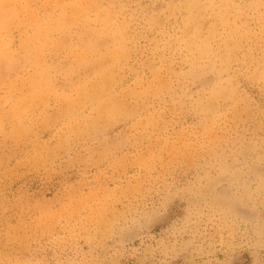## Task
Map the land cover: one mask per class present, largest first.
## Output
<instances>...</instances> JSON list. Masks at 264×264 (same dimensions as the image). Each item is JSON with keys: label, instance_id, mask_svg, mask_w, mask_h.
<instances>
[{"label": "rangeland", "instance_id": "374dc122", "mask_svg": "<svg viewBox=\"0 0 264 264\" xmlns=\"http://www.w3.org/2000/svg\"><path fill=\"white\" fill-rule=\"evenodd\" d=\"M0 264H264V0H0Z\"/></svg>", "mask_w": 264, "mask_h": 264}, {"label": "bare ground", "instance_id": "6f19581e", "mask_svg": "<svg viewBox=\"0 0 264 264\" xmlns=\"http://www.w3.org/2000/svg\"><path fill=\"white\" fill-rule=\"evenodd\" d=\"M67 22H68V21H67ZM2 54H3V53H2ZM3 55H4V54H3ZM4 60H5V59H4ZM98 65H99V64H98ZM17 68H18V67H17ZM15 74H16V73H15ZM78 77H79V76H78ZM74 78H75V77H74ZM74 80H75V79H74ZM153 85H154V84H153ZM153 85H152V86H153ZM154 86H155V85H154ZM19 90H20V89H19ZM20 114H21V113H20ZM16 118H17V117H16ZM18 136H19V135H18Z\"/></svg>", "mask_w": 264, "mask_h": 264}]
</instances>
